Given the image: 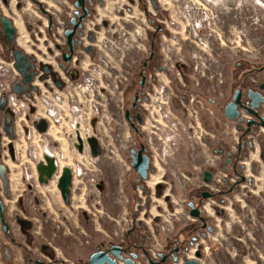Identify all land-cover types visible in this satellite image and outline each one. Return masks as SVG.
<instances>
[{"label": "flooded vegetation", "instance_id": "af4514ba", "mask_svg": "<svg viewBox=\"0 0 264 264\" xmlns=\"http://www.w3.org/2000/svg\"><path fill=\"white\" fill-rule=\"evenodd\" d=\"M212 4L226 5L225 0H0V264H92L91 256L94 253L108 251L113 246L122 247L124 258L137 254L135 264H205L206 251L211 249L210 245H214L212 239L217 230L215 218L221 216L227 219L228 214L232 215L227 210L233 207H236V214L239 213V204L234 203L233 198L245 202L246 198L252 197L251 203L256 202V196L249 194L247 189L254 182L246 173V165L249 149L254 148L257 140L264 143V127L260 125L261 117H264V59L253 63L250 69L237 74L236 78L229 74V92L226 89L220 99L211 100L214 108L225 119L235 123L239 133L236 148L233 150L230 146L231 138L230 141L225 138L221 140V147L216 149V154L221 156L220 160H208L210 166H205L200 174L192 177L191 183L176 202L179 207L178 213L174 210L176 216L169 219L155 216L154 223L160 227L157 233L147 230L145 223L140 219L136 221L134 217L126 234L116 233L114 223L110 234L100 229L106 233L108 240L103 235V239L97 241L83 232L74 235L75 240L67 241L64 236L66 230L63 229L69 210L72 211L75 203L76 167L74 164H64L60 159L68 157L61 142L67 140L71 148L65 127L58 128L57 137L48 136L49 143L54 142L59 148L58 155L45 148L43 142H37L41 152H37V148L35 153L31 152L28 146L25 154L21 152L20 143L32 140L33 129L37 133L51 134L50 123L42 114L48 100L58 93L71 94L87 87L89 77L84 67L85 59L90 57L101 60L102 46H114L118 41L119 18L135 14L139 8L146 16L147 35L143 51L137 50L140 54L131 68V79L124 86V89H129V94H133L125 109V119L134 135L129 148L131 173L127 184L130 193L127 195L124 187L123 197L130 202L139 184L147 194L144 201L139 199L140 207L144 205L145 208H151L153 194H163L173 209L175 197L171 198L165 193L164 184L157 183L155 191L148 185L156 169L144 142L142 127L151 92L159 81V73H166L173 81L179 79L172 76L170 67L164 62L166 57L164 47L160 48L161 40L170 34L174 26L190 30L195 29L196 25L207 28L213 11L225 12ZM227 5L230 6L229 3ZM183 11L190 16H200V22L192 20L187 25L175 22L173 14ZM32 12L37 16L34 23L26 16V13ZM97 14L102 16L98 17ZM4 16L12 22L15 28L13 32L6 29ZM114 16L118 18L117 22ZM135 24L132 20L128 26L129 32L131 25ZM23 27L27 34H22ZM104 28L111 34L100 42L99 34ZM26 43L28 49L24 47ZM18 51L29 57V72L34 76L30 89L24 93L15 91L18 83L25 86L24 76L15 66ZM243 62L240 61L239 66ZM253 99L256 102L260 99L258 106H252ZM184 100L188 102L189 98L185 96ZM234 102H238L239 116L231 120L225 115V109ZM80 116L83 123L84 117L82 114ZM239 118L243 119L239 121ZM41 119L47 121L46 132H40L37 127ZM88 138H82V151L77 147V142L76 147L80 153L87 150L88 146L90 148ZM143 146L144 154L150 158L147 178H143L135 166ZM46 156L56 159V171L49 179L39 171L41 164H47ZM77 156L72 153V158L78 161ZM261 157L264 160V151ZM66 166L71 167L73 172L71 196L69 202L62 196V206H58L48 201L49 193H45L44 199L38 186L48 190L56 187L60 191L59 179ZM80 168H83L82 164ZM206 170L211 172L209 182L205 180ZM251 170L252 174L257 173L260 170L258 164L253 163ZM82 173L86 174L87 171ZM79 207L82 205L77 204L76 208ZM250 212L251 221L264 224L262 203ZM240 213L245 216L243 211ZM242 228L238 232V240L243 241L250 232L256 234V230L250 231L247 226ZM160 233L162 238L158 237ZM70 235H73L72 232ZM73 245L81 250H73ZM240 251L236 255H242L248 260L257 252L262 253L261 248L249 249L248 246ZM109 256L116 258L117 264H126L124 259H118L112 253ZM99 258L95 259L94 264L98 263ZM246 261L239 264H249ZM257 261L258 258L254 262Z\"/></svg>", "mask_w": 264, "mask_h": 264}, {"label": "rangeland", "instance_id": "374dc122", "mask_svg": "<svg viewBox=\"0 0 264 264\" xmlns=\"http://www.w3.org/2000/svg\"><path fill=\"white\" fill-rule=\"evenodd\" d=\"M225 3L226 5L222 6L212 4L225 12L213 11L207 28L196 25L195 29L190 30L174 26L170 34L161 40L160 48L164 47L166 57L164 62L170 67L172 76L179 79L173 81L166 73H159V81L147 104L142 132L156 169L148 185L155 191L157 183L164 184L165 193L171 198L175 197L173 209L165 201L163 194H153L151 208H145L144 205L140 207L139 199L144 201L147 194L139 184L135 197H132L130 202L123 197L124 187L127 195L130 193L127 184L131 173L129 148L132 146L131 138L134 135L125 119V109L133 94H129V89H124V86L131 79V68L140 54L137 50L143 51L145 45L147 20L144 12L138 8L135 14L127 15L126 18L120 17L117 23L119 38L116 45H109L107 48L102 46L101 60L90 57L85 59L84 67L88 77L93 82H98L99 78L104 81V87H92L93 111L88 122H83L88 128L85 132L99 137L101 143L93 163L90 159L86 161L79 156L78 161L73 159L72 153L76 152L71 150L67 140L60 144L68 156L66 159H60L64 164L70 163L76 167V200L72 211L69 210L63 229L66 230L64 236L67 241L75 240L74 235L83 232L100 241L103 235L106 237V233H111L114 223L119 225L117 228L122 231L121 234H126L134 217L136 221H143L147 230L157 233L160 227L154 223L155 216L164 218L175 208L179 209L176 202L191 183L192 177L200 174L205 166H210L208 160H220L221 156L216 154V149L221 147V140L225 138L230 141L231 138L230 146L235 150L239 135L236 125L225 119L223 114L214 108L211 100L220 99L226 89L229 92V74L230 77L236 78L237 74L250 69L253 63L264 59V0H225ZM26 16L32 23L37 18L33 12L26 13ZM172 17L175 22L184 25L192 23V20L200 22V16H190L186 11L176 12ZM114 18L117 22L118 18ZM132 20L136 24L131 25L129 32L128 26ZM23 33L27 34L24 27ZM108 34L111 33L104 28L99 34L100 42ZM136 45L140 47L136 48ZM24 47L28 49L27 43ZM240 61L244 62L239 66ZM185 96L189 98L188 102L184 100ZM78 120L80 121V118ZM50 136L57 137V134L55 132ZM34 140L32 136V140L20 143L23 154L26 153L27 146L30 151L36 152L38 143ZM55 145L52 142L46 146L58 155L60 150ZM38 151L41 152L39 148ZM262 151L264 143L261 144L257 140L254 148L248 151L246 165V173L254 182L247 189L249 194L256 196V202L251 203L253 198L249 197L246 198V205V200L240 202L233 198V202L239 204V213L236 214V207H233L227 210L232 213L228 214L227 219L221 216L215 218L217 230L212 239L214 245H210L211 249L206 251L205 264H239L244 263V260L249 264H264V224L251 221L250 212L254 207L257 209L258 204L264 205ZM253 163L258 164L260 169L254 174L251 170ZM81 164L83 171H87L86 174L82 173ZM77 204L82 207L76 208ZM209 211L212 209L209 208ZM242 211L245 216L240 213ZM100 225L105 227L101 228ZM243 226L249 227L250 231L256 230V234L250 232L243 241L238 240V232ZM70 232L73 235H70ZM158 237L162 238V233ZM105 239L108 240L107 237ZM247 246L249 249L261 248L262 253L257 252L250 260L236 255V252L240 254V249ZM72 249L81 250L75 245ZM257 258L259 262H254Z\"/></svg>", "mask_w": 264, "mask_h": 264}, {"label": "water", "instance_id": "95a60500", "mask_svg": "<svg viewBox=\"0 0 264 264\" xmlns=\"http://www.w3.org/2000/svg\"><path fill=\"white\" fill-rule=\"evenodd\" d=\"M3 21L5 23L6 29L12 30V32H13V30L15 28L12 25V22L10 21V19H8L4 16ZM15 66L23 74V76H24L23 83L25 84V86H24L23 84L18 83L15 86V91L18 93H24L30 89V82L34 78L33 74L29 72L30 67H31V65L29 64V57L25 56L22 53V51H18L16 53ZM235 98L237 99V101L239 100L237 93L235 95ZM259 100L260 99H257V102H256L255 99H253L252 106L253 107L258 106ZM237 106H238V102H234V103L228 104L226 106L225 115L227 116V118H229L231 120L238 119L239 112L237 111ZM242 119L243 118H239V121H241ZM260 125L264 127V117H261ZM37 127H38L40 132H46L47 128H48L47 121L45 119H41V121L38 123ZM11 137H13V132L11 133ZM78 141L79 142L77 144V147L79 148L80 151H82L83 147H84V143H83V140L80 136H78ZM88 143L90 145L92 154L94 156H96L99 153V147H100L98 138L96 136H90L88 138ZM144 151H145V147L143 146V148L139 151L140 157L137 161L138 163H136L135 166H136L139 174L143 178H147V170L150 166V158H149V156L144 154ZM46 162H47L46 165H43V164L40 165L39 171L41 172L42 175H45L46 178L49 179L52 177V175L56 171V159L53 156H46ZM210 174H211V172L209 170L205 171V180L207 182H209L211 180ZM72 185H73L72 168L69 166H66L63 168V173L59 179V184H58V187L61 191V194H62V196L66 202L70 201ZM191 205L193 206L192 203H191ZM192 213H194V212L192 211ZM122 251H123V249L121 246H113L108 251L96 252L91 256L92 264H94L95 259L98 257H100V258H99V261L97 264H117V259L111 258L109 256V253H112L118 259H122V260L124 259L126 264H135V259L137 258V254L133 253L132 257L124 258ZM101 258H103V259L101 260Z\"/></svg>", "mask_w": 264, "mask_h": 264}, {"label": "built area", "instance_id": "2783aa9c", "mask_svg": "<svg viewBox=\"0 0 264 264\" xmlns=\"http://www.w3.org/2000/svg\"><path fill=\"white\" fill-rule=\"evenodd\" d=\"M96 82L97 81L93 82L91 78H88V84L86 88L79 89L77 92L71 93V94H64V93L56 94L53 98L48 100L47 104L45 105L43 109V113H42L50 123V133L52 134L56 132L57 134L59 133L58 132L59 127H62V128L65 127L67 134L69 136L71 150L76 152L73 154H77L80 157V159L83 158L86 161L90 159L92 163L95 162L94 160L95 156L91 153L89 146L87 150H85L83 153H80L76 147V144L78 142V139H77L78 135H81V137L84 140H86L88 137L91 136L88 132H85L87 131L88 128H86L84 123H82L80 114H82L84 117V120H87L88 122L90 113L93 111L92 105H94L93 98L91 97V95L93 94L91 93L92 87L94 85H99V87L100 86L104 87V81L102 78H99L98 82L97 83ZM78 118H80V121L78 120ZM51 131H54V132H51ZM50 135L37 133L33 129V136L35 138L34 141L36 143L43 142L45 144L44 145L45 148H47L46 145L49 143L48 136ZM98 139H99V142L101 143V140L99 137ZM73 168L75 169L74 166ZM175 211L179 212L177 208L175 209ZM176 212L175 214H174V211L168 215L166 214V217H164V219L175 217ZM117 226L115 227V232L121 233L122 231L119 230Z\"/></svg>", "mask_w": 264, "mask_h": 264}, {"label": "crops", "instance_id": "0c3cea01", "mask_svg": "<svg viewBox=\"0 0 264 264\" xmlns=\"http://www.w3.org/2000/svg\"><path fill=\"white\" fill-rule=\"evenodd\" d=\"M38 190H39V193L42 194V196H43L44 199L46 198L45 193H49L50 194V197H49V200L48 201L49 202H52V203H56V205H58V206H62L61 205L62 204V194L58 190V188L54 187L52 190H48V188L39 185L38 186ZM73 200L74 201L76 200V198H75L74 195H73ZM49 202H48V205H49ZM18 258L20 259V256Z\"/></svg>", "mask_w": 264, "mask_h": 264}]
</instances>
